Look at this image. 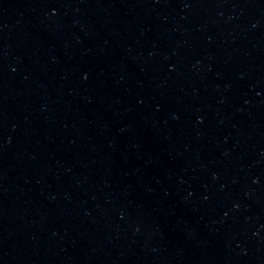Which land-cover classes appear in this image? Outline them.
I'll return each mask as SVG.
<instances>
[{"label":"water","instance_id":"water-1","mask_svg":"<svg viewBox=\"0 0 264 264\" xmlns=\"http://www.w3.org/2000/svg\"><path fill=\"white\" fill-rule=\"evenodd\" d=\"M0 264H264V0H0Z\"/></svg>","mask_w":264,"mask_h":264}]
</instances>
